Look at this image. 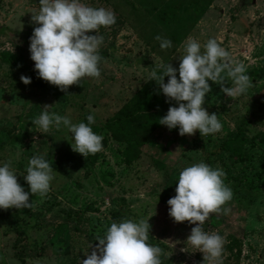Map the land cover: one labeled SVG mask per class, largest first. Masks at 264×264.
Wrapping results in <instances>:
<instances>
[{
	"label": "rangeland",
	"instance_id": "obj_1",
	"mask_svg": "<svg viewBox=\"0 0 264 264\" xmlns=\"http://www.w3.org/2000/svg\"><path fill=\"white\" fill-rule=\"evenodd\" d=\"M83 2L111 10L115 23L98 30L103 36L100 76L84 77L65 93L36 76L24 42L37 26L30 18L38 0H0V29L9 31L0 34V52L17 53L21 48L32 69L23 71L0 60V163L11 161L26 192L24 170L33 154L43 153L54 171L44 196L29 194L31 208L6 209L25 231L20 245H15L13 227L0 219V264H79L97 243L94 238L102 237L112 222L141 218H148L147 243L162 249V264H202V253L186 241L194 225L174 223L165 203L174 196L179 171L201 161L222 169L232 191V199L222 206L230 212L210 213L203 225L205 231L225 237L223 264H264V0ZM156 35L169 39L171 48L161 50ZM189 36L201 45L214 38L234 61L245 65L252 86L230 98L220 85L207 81L210 91L202 107L216 113L222 127L205 136L198 132L181 136L175 128L160 125L167 108L176 106L164 101L150 113L151 128L138 132L148 145L136 159L127 160L124 145L102 125L149 81L153 68L178 66ZM21 75L31 82L21 83ZM229 86L226 78L224 87ZM44 105L68 115L73 123H87L85 117L94 115L92 131L103 139L93 164H85L83 156L71 149L67 129L50 128L49 134H42L31 124ZM242 117L250 118V124L244 129V142L231 145L236 155L226 148V140ZM153 160L163 167H156ZM17 252H22L23 263Z\"/></svg>",
	"mask_w": 264,
	"mask_h": 264
},
{
	"label": "clouds",
	"instance_id": "obj_2",
	"mask_svg": "<svg viewBox=\"0 0 264 264\" xmlns=\"http://www.w3.org/2000/svg\"><path fill=\"white\" fill-rule=\"evenodd\" d=\"M38 5L30 18L37 26L28 37L29 59L34 62L36 76L65 93L69 85L80 83L84 77L98 78V64L103 59L99 55L103 36L98 30L115 23L113 12L89 6L83 0H38ZM89 32L95 34H87ZM154 40L159 42L161 50L172 46L169 39L160 35L154 36ZM182 47L183 54L178 56L176 68L168 63L160 64L149 74L148 80L158 85L165 103L171 100L176 105H170L158 123L168 130L175 128L181 136H191L194 132L200 136L217 133L222 127L217 114L202 107L210 91L207 81L220 85V91L227 97H238L252 86L246 67L234 61L214 38L201 45L189 36ZM165 76L166 83L163 82ZM226 78L231 81L229 87H224ZM19 79L25 85L31 82L24 75ZM94 119L93 114H88L87 123H73L68 115L54 113L49 105H44L30 122L42 134H49L50 128L67 129L71 134V149L85 157L102 150L103 137L92 131ZM10 165V160L0 163V209H29V194L44 196L49 191L54 171L43 153L33 154L24 170L26 192ZM224 175L222 169L203 161L186 166L175 180L174 196L165 202L167 215L174 223L187 221L194 225L186 241L202 253V264H223L225 237L205 231L203 225L210 213L227 215L230 212L228 207H222L232 199ZM147 219L112 222L102 237L94 238L97 243L79 264H162V249L147 243L150 229Z\"/></svg>",
	"mask_w": 264,
	"mask_h": 264
},
{
	"label": "trees",
	"instance_id": "obj_3",
	"mask_svg": "<svg viewBox=\"0 0 264 264\" xmlns=\"http://www.w3.org/2000/svg\"><path fill=\"white\" fill-rule=\"evenodd\" d=\"M5 30V31H4ZM7 29H0V34H7ZM7 32V33H5ZM31 33H27L24 42L29 43L28 37ZM0 60L8 63L23 71H32L31 67L24 62L23 51L18 48L17 53L8 50L0 52ZM178 78V77H177ZM163 82H167V76L164 77ZM264 98V95L263 97ZM165 97L159 92V87L153 80L146 82L120 109L111 117L105 119L102 127H104L112 136V138L124 145V156L127 160L136 159L143 151V147L148 145L149 140L142 138L139 135L140 129H150L152 117L150 113L156 110L160 104H163ZM250 124V118L242 117L237 125L235 131L229 133L226 140V148H231L236 155L238 154L231 145L235 142H244V129ZM96 130V127H93ZM203 149V148H202ZM95 154H90L82 157L85 164H93L96 160ZM241 159V156H238ZM205 159L209 161V157ZM156 167L162 168L163 164L158 160H153ZM248 186V185H247ZM247 186H245L247 188ZM0 219L10 224L17 237L15 245H20L25 237V231L20 228L15 218L6 209H0ZM16 255L23 263L22 252H17Z\"/></svg>",
	"mask_w": 264,
	"mask_h": 264
}]
</instances>
